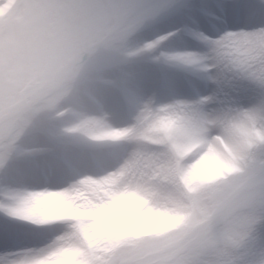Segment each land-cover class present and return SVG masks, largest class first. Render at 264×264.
I'll list each match as a JSON object with an SVG mask.
<instances>
[{
	"label": "clouds",
	"instance_id": "1",
	"mask_svg": "<svg viewBox=\"0 0 264 264\" xmlns=\"http://www.w3.org/2000/svg\"><path fill=\"white\" fill-rule=\"evenodd\" d=\"M0 264H264V0H0Z\"/></svg>",
	"mask_w": 264,
	"mask_h": 264
},
{
	"label": "snow or ice",
	"instance_id": "2",
	"mask_svg": "<svg viewBox=\"0 0 264 264\" xmlns=\"http://www.w3.org/2000/svg\"><path fill=\"white\" fill-rule=\"evenodd\" d=\"M3 231H5V229L2 226H0V232H3Z\"/></svg>",
	"mask_w": 264,
	"mask_h": 264
}]
</instances>
